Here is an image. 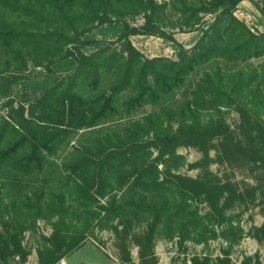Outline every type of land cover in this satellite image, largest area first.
Segmentation results:
<instances>
[{
	"label": "trees",
	"instance_id": "16d2710c",
	"mask_svg": "<svg viewBox=\"0 0 264 264\" xmlns=\"http://www.w3.org/2000/svg\"><path fill=\"white\" fill-rule=\"evenodd\" d=\"M242 1L0 0V72L13 65L24 70L31 58L37 66L55 63V70L64 73L63 79L55 81V71H50L44 83L33 84L43 96L30 110L34 119L29 122V135L22 131L24 114L15 118V125L4 120L0 172L8 173V178L25 180L42 173L71 130H95L117 118L132 117L146 105L166 104L191 78L201 75L177 108L164 105L160 112L148 113L122 129H106L90 144L74 147L63 171L75 195L71 200L81 204L79 215L71 210L65 192L52 191L48 196L46 189L26 193L18 200L19 208L13 200L12 212L10 206L0 209V221L12 228L5 242L0 232V261L6 260L11 246L26 259L24 232L35 228L39 218L57 215L55 232L41 251L40 262L59 264L84 239L69 232L65 217L71 212L96 219L101 226L116 220L121 226L133 220L146 225L143 233L134 234L138 244L145 240L151 245L157 235L198 243L219 235L232 243L242 239L243 228L226 212L237 196L229 183L173 172L184 164L180 146L198 147L205 162L214 148L212 141L218 138L227 154L245 160L264 148V61L253 62L264 58V32L252 31L235 16ZM203 13L214 15L215 20L194 50L181 48L178 60L146 58L130 41L139 32L175 41L165 28L201 26ZM138 14H145L142 31L120 22ZM95 24L101 26V36H118L119 51L98 47L89 55L77 48L76 54L68 47L77 42L79 29L84 32ZM88 44L99 42H83ZM103 85L106 88L99 90ZM8 90L7 84L0 85V98ZM229 110L241 116L244 141L238 139L236 144L225 118ZM7 185L12 183L0 187V195ZM103 198H109L107 204H102ZM201 204L208 207L204 214ZM9 213L14 214L11 223L5 219ZM113 228L126 237L132 234L126 225L122 230ZM251 231L264 240V224ZM219 261L231 263L228 257ZM193 262L210 264L207 257H195Z\"/></svg>",
	"mask_w": 264,
	"mask_h": 264
},
{
	"label": "rangeland",
	"instance_id": "374dc122",
	"mask_svg": "<svg viewBox=\"0 0 264 264\" xmlns=\"http://www.w3.org/2000/svg\"><path fill=\"white\" fill-rule=\"evenodd\" d=\"M163 3L166 0H157ZM204 19L201 26L195 27L179 26L177 28L167 27L165 31L174 37L175 41L165 39L159 35L143 34L139 32L131 35L130 41L133 46L140 51L144 57L153 59L158 57L178 60L181 48L189 51L194 50L201 41L204 32L215 20L212 14H202ZM235 16L244 21L254 32H264V0H243L235 11ZM113 20H116L114 18ZM120 22L129 23L131 26L142 31L146 23L145 14H138L135 17H127ZM101 26L98 24L91 25L86 31L79 29L77 42L70 44L73 52L78 53V49L86 54H92L97 51L98 47H108L119 51L122 47L118 36L103 37L100 35ZM99 42V45H83L84 41ZM27 68L20 70L17 65H13L8 71L5 69L0 72V85L9 87L7 96L0 98V129L4 125V120H9L15 125L16 117H25V127L23 132L29 135V122L34 117L30 110L32 106L43 96L42 91L35 89L33 84H42L51 77L50 71H55L52 79L58 81L63 79L64 73L55 70V63L47 61L42 66H37L31 58L27 59ZM264 61V58L255 60L258 63ZM54 73V72H53ZM201 77L200 73L190 79L188 84L180 89L174 95L168 98L166 104L146 105L137 111L132 117H122L103 124L95 130L76 131L64 135L62 144L54 156L48 158L49 162L45 170L33 177L25 180L8 178V173L0 172V187L8 182L1 192L0 198L4 203L0 204L2 211L7 206L11 208L14 200L18 208L22 206V199L27 193L33 190L46 189L48 196L50 192H65L70 199L68 204L71 210H77L79 215L81 204L73 201L75 195L66 184L65 172L63 166L66 162L72 160L74 147L90 144L96 137L104 135L106 129H122L131 121L140 120L151 112H160L164 105L173 106L180 104L181 101L189 97L192 88L197 80ZM105 85L99 90L105 89ZM97 93V91H95ZM87 94L90 95L87 91ZM122 101V100H121ZM24 107L25 111H23ZM225 118L235 134V144L238 139L244 141L240 133L241 116L235 110L225 111ZM17 124V123H16ZM11 130V128L9 127ZM12 133H9L11 137ZM221 138L212 141L214 148L209 151V160H204V153L194 146L184 145L178 148V154L182 155L185 160L184 164L173 172L192 178H203L215 182L229 183L236 193L234 205L227 208L228 216L232 217L233 223L241 226L244 230L243 237L238 243H232L220 236L209 240L207 243H198L193 240H182L180 236L167 238L166 236H156L153 244L149 245L145 240L138 244L134 234L144 232L146 225L139 226L133 220L131 223L123 221V226L117 225L118 221H111L103 226L99 225L96 219L92 220L89 216L83 214L77 217L72 212L65 217L70 233L84 235L80 246L67 253L59 264H194L195 257L209 259L210 264H220L219 259L228 257L230 264H264V240L259 241L251 235L254 227L264 224V148L258 149L257 155H251L248 160L227 154L220 144ZM157 155V152L155 153ZM237 157V158H236ZM242 158V160H241ZM164 166L161 165L160 169ZM109 198H103L102 204H107ZM18 200H20L18 202ZM96 210V208L93 207ZM202 214L206 213L208 207L206 204L199 205ZM80 210V211H79ZM14 214L9 213L5 219L11 223ZM57 215L43 216L37 221V226L33 229H27L23 234L22 244L28 253L26 259L13 250V247L7 249L6 260L0 261V264H41L40 253L48 244V239L55 232V223L58 220ZM92 224L88 228V224ZM66 225L64 227H66ZM114 225L121 230L126 225L132 234L128 237L123 233L117 234ZM93 227V228H92ZM9 231L12 228L6 227L0 221V232L3 235L4 242L9 239ZM124 237V238H123ZM71 243L72 241L69 240Z\"/></svg>",
	"mask_w": 264,
	"mask_h": 264
}]
</instances>
